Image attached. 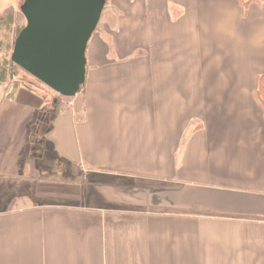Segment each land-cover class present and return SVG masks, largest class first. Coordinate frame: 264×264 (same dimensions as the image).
<instances>
[{"label": "crops", "instance_id": "0c3cea01", "mask_svg": "<svg viewBox=\"0 0 264 264\" xmlns=\"http://www.w3.org/2000/svg\"><path fill=\"white\" fill-rule=\"evenodd\" d=\"M106 8L71 105L0 93V264H264V0Z\"/></svg>", "mask_w": 264, "mask_h": 264}, {"label": "water", "instance_id": "95a60500", "mask_svg": "<svg viewBox=\"0 0 264 264\" xmlns=\"http://www.w3.org/2000/svg\"><path fill=\"white\" fill-rule=\"evenodd\" d=\"M106 0H25L26 24L17 35L11 61L63 97L85 83L86 51ZM20 81L7 98L14 100Z\"/></svg>", "mask_w": 264, "mask_h": 264}, {"label": "rangeland", "instance_id": "374dc122", "mask_svg": "<svg viewBox=\"0 0 264 264\" xmlns=\"http://www.w3.org/2000/svg\"><path fill=\"white\" fill-rule=\"evenodd\" d=\"M24 1L25 0H0V19L3 18L4 20H6L12 18L11 23L9 22V25L7 26L2 24L3 21L0 22V93L1 95H3L5 92L10 91L13 82L15 80H19V87L21 91L26 90L25 88L36 91V94H34V96H30L27 98L37 100L38 102H40L39 104L43 105V112L41 113L40 118L43 117L41 119L42 122H48L51 117L49 109L56 107L58 103L67 105L68 98L63 97L57 92L53 91L48 86L33 77L31 74L10 61L15 42L14 38L16 32L18 31V27H24L26 24V19L21 11V5ZM106 10L107 8L101 16L98 26L101 25V20H103V18L106 16ZM9 62H11L10 70H8V64H10ZM5 66L7 69L5 68ZM26 92L28 91L26 90ZM28 93L32 94V92L30 91ZM34 129L33 131H35ZM23 191L24 193H22L21 191V194H16V196L21 195L25 196L26 198L30 197L28 187L25 186V190ZM8 195L10 194H6V196ZM23 205L26 204H0L1 207L5 206L7 207V209L14 206L23 207Z\"/></svg>", "mask_w": 264, "mask_h": 264}, {"label": "trees", "instance_id": "16d2710c", "mask_svg": "<svg viewBox=\"0 0 264 264\" xmlns=\"http://www.w3.org/2000/svg\"><path fill=\"white\" fill-rule=\"evenodd\" d=\"M251 1L252 0H243V6L245 7V9H246V7H247V5L249 4V3H251ZM11 20H12V18H9V19H6V20H4L3 18L2 19H0V22H2V24H4L5 26H7V25H9V22L11 23ZM1 25V24H0ZM21 28H23V27H18V31L16 32V34H15V38H14V41H15V39H16V37H17V35L19 34V32L22 30ZM11 61V60H10ZM10 64H8V70H10L11 69V62H9ZM3 66H4V63H3ZM5 68H6V66H5ZM7 69V68H6ZM263 92V99H264V79H263V81H262V84H261V93Z\"/></svg>", "mask_w": 264, "mask_h": 264}, {"label": "built area", "instance_id": "2783aa9c", "mask_svg": "<svg viewBox=\"0 0 264 264\" xmlns=\"http://www.w3.org/2000/svg\"><path fill=\"white\" fill-rule=\"evenodd\" d=\"M69 99H70V98H68V100H69ZM72 103H73L72 101H68V104H69V105H71Z\"/></svg>", "mask_w": 264, "mask_h": 264}]
</instances>
